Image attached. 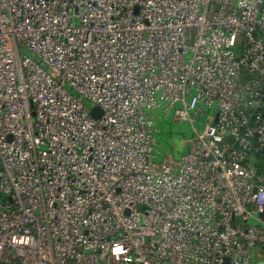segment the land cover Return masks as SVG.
<instances>
[{"label": "built area", "instance_id": "1", "mask_svg": "<svg viewBox=\"0 0 264 264\" xmlns=\"http://www.w3.org/2000/svg\"><path fill=\"white\" fill-rule=\"evenodd\" d=\"M258 151L264 0H0V264H264Z\"/></svg>", "mask_w": 264, "mask_h": 264}, {"label": "rangeland", "instance_id": "2", "mask_svg": "<svg viewBox=\"0 0 264 264\" xmlns=\"http://www.w3.org/2000/svg\"><path fill=\"white\" fill-rule=\"evenodd\" d=\"M212 112L213 109L207 111L208 116L211 117ZM151 114L157 143L154 162L157 164L163 162L174 164L178 156L189 149V140L194 136L193 129L200 131L206 121V114L198 117L192 125L188 120H174L171 114L165 117L162 110L151 111ZM261 171L264 173V163ZM250 223L257 225L256 222L249 220L248 224Z\"/></svg>", "mask_w": 264, "mask_h": 264}, {"label": "trees", "instance_id": "3", "mask_svg": "<svg viewBox=\"0 0 264 264\" xmlns=\"http://www.w3.org/2000/svg\"><path fill=\"white\" fill-rule=\"evenodd\" d=\"M254 161H257L258 162V165L256 166L255 164L254 165H251V162L250 161H245L244 164L248 165L250 168H252L253 170H255V172H259V170H262V163L264 162V153L258 151L254 154V157H253ZM260 165V166H259Z\"/></svg>", "mask_w": 264, "mask_h": 264}, {"label": "water", "instance_id": "4", "mask_svg": "<svg viewBox=\"0 0 264 264\" xmlns=\"http://www.w3.org/2000/svg\"><path fill=\"white\" fill-rule=\"evenodd\" d=\"M89 114L91 117L98 119L100 117V110L97 107H92L90 108ZM262 219H264V215H260Z\"/></svg>", "mask_w": 264, "mask_h": 264}, {"label": "crops", "instance_id": "5", "mask_svg": "<svg viewBox=\"0 0 264 264\" xmlns=\"http://www.w3.org/2000/svg\"><path fill=\"white\" fill-rule=\"evenodd\" d=\"M250 162H251V165H254V164H255L256 166L258 165V162H257V161H254V159H251ZM263 163H264V162H263ZM263 163H262V164H263ZM259 166H260V165H259ZM262 166H263V165H262ZM259 173H262V171L259 170ZM262 174H264V173H262Z\"/></svg>", "mask_w": 264, "mask_h": 264}]
</instances>
